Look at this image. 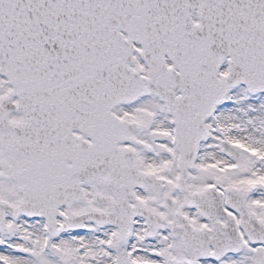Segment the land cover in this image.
I'll return each mask as SVG.
<instances>
[{
    "label": "snow or ice",
    "instance_id": "6c2138e0",
    "mask_svg": "<svg viewBox=\"0 0 264 264\" xmlns=\"http://www.w3.org/2000/svg\"><path fill=\"white\" fill-rule=\"evenodd\" d=\"M0 264H264V0H0Z\"/></svg>",
    "mask_w": 264,
    "mask_h": 264
}]
</instances>
